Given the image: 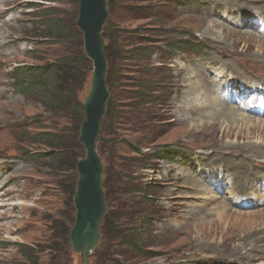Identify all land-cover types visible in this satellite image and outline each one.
I'll use <instances>...</instances> for the list:
<instances>
[{
	"label": "rangeland",
	"instance_id": "374dc122",
	"mask_svg": "<svg viewBox=\"0 0 264 264\" xmlns=\"http://www.w3.org/2000/svg\"><path fill=\"white\" fill-rule=\"evenodd\" d=\"M108 11L112 98L98 151L110 208L90 264H264V202H249L264 179V125L239 117L264 122L254 114L264 112V0H108ZM0 12V264H32L20 245L34 264H81L69 240L86 155L76 108L93 64L80 0H0ZM40 67L46 96L20 90ZM226 106L237 116L218 112ZM42 133L60 147L35 143ZM246 237L258 249L242 255Z\"/></svg>",
	"mask_w": 264,
	"mask_h": 264
},
{
	"label": "water",
	"instance_id": "95a60500",
	"mask_svg": "<svg viewBox=\"0 0 264 264\" xmlns=\"http://www.w3.org/2000/svg\"><path fill=\"white\" fill-rule=\"evenodd\" d=\"M108 19V0H80L77 26L83 34L85 54L93 64L79 137L86 155L77 164L75 221L69 235L72 250L80 256L81 264H90L89 259L100 243L101 225L107 214L102 186L104 165L98 152V140L110 99L106 43L102 36Z\"/></svg>",
	"mask_w": 264,
	"mask_h": 264
},
{
	"label": "trees",
	"instance_id": "16d2710c",
	"mask_svg": "<svg viewBox=\"0 0 264 264\" xmlns=\"http://www.w3.org/2000/svg\"><path fill=\"white\" fill-rule=\"evenodd\" d=\"M176 1L179 2L180 0H176ZM103 37H104V39H106L105 38L106 37L105 36V32L103 33ZM44 38H46V34H44ZM107 47L108 46L106 45L107 58H109V53L107 51ZM82 55H83L84 60H86V61L89 60L84 54H82ZM20 71L21 70L17 71L18 73L16 75L23 76L24 74L22 72H20ZM49 74H50V71H48L46 67H40V68L27 69V70H25V75L28 77V79L30 80V82H29V84L27 86H25V84H24V86L21 87L20 90H22L24 92L25 90H29L30 89L32 91L37 92V94H39L41 96H46V86L48 85L47 84L48 82H46V76H48ZM54 79H55V77H54ZM107 86H108V90H109L110 94H112L111 93V85H110V70H109L108 76H107ZM54 92L59 95L58 100H60V101L62 100L63 102L66 101L67 99L70 100L69 98L71 97V94H68L67 93L66 96H64L65 95V92H64V90L61 91V87H60V85L58 83L54 87ZM110 98H112V96H110ZM110 101H111V99L109 100V103H110ZM56 102H57V100H56ZM109 103L107 105L106 118L109 115V108H108ZM76 109L82 111V119L80 121L79 133H78V143L83 148V146L79 142L80 129H81L82 122L84 120V108H83V104L81 106L78 105V107ZM104 120H103V122H104ZM51 138H54V135H50L48 133H42V134H39L36 137V140H35L36 142L35 143L40 144V142H43L45 145H47L51 149L58 148V146H59L58 143H55V142L54 143H50L49 142V140ZM83 151H84V154H85L84 148H83ZM99 154L101 156V152H99ZM84 157H85V155H84ZM101 158H102V161H103V164H104V167H105V169H104V176H103V188H104V191H105V200H106V204H107V208H108L107 214L105 216V217H107L108 212H109V208H110L109 206L110 205H109L108 193L106 191V184H105V182H106V180H105L106 163H105V161H104V159H103L102 156H101ZM74 196H75V194H74ZM74 196H73V200H74ZM72 207H73V203H72ZM74 221H75V218H74ZM74 221H73V224H74ZM104 222H105V220H104ZM103 225H104V223H103ZM102 226H101V231H102ZM20 249H21L22 254L28 259L27 261H29L32 264H34L33 261H32V258L34 257L35 249L32 248V247H30V246H26V245H20ZM96 251H97V249L94 251V253L92 254L91 257H93L96 254Z\"/></svg>",
	"mask_w": 264,
	"mask_h": 264
},
{
	"label": "bare ground",
	"instance_id": "6f19581e",
	"mask_svg": "<svg viewBox=\"0 0 264 264\" xmlns=\"http://www.w3.org/2000/svg\"><path fill=\"white\" fill-rule=\"evenodd\" d=\"M1 13V12H0ZM3 16V13H1V17ZM256 20V19H255ZM244 22V21H243ZM251 21H246L245 22V27L246 26H248V28L249 27H251ZM252 25H254V24H252ZM250 38H252V37H250ZM220 77H221V75H220ZM246 90V89H245ZM245 90H243V91H245ZM214 93L216 94V92H217V90L216 89H214ZM251 90H250V88H248L247 89V92H250ZM214 95V94H213ZM214 97H216V98H218V100H222V98L223 97H218V96H216V95H214ZM228 101V100H227ZM206 109H210L211 111V117L212 116H214V117H216L217 116V111H216V109L214 108L215 107V100H213V99H211V100H206ZM227 108H220V109H218V112L220 113V114H227V115H229V117L228 118H232V117H236L237 116V110L235 109V108H233V109H229L228 107L229 106H226ZM232 108V107H231ZM239 110H241V111H246V112H248V114H251L250 113V110L247 108V107H244V106H239ZM234 110H236V111H234ZM255 114V116H258V117H260V118H264V112H261V113H254ZM253 115V114H252ZM240 117V119H241V123L243 124V125H245L244 127H246V128H252V126H254V127H258L259 125H264V122H261V123H258V122H256V121H254L251 117H248V116H244V115H240L239 116ZM103 121V120H102ZM218 124H220V121H215V122H213V124L212 125H210L211 126V128L212 129H216L217 128V126H218ZM252 125V126H251ZM205 129H207V128H205ZM228 184V183H227ZM253 184V183H252ZM263 184V185H262ZM257 186H258V190H257V194L256 195H253V193H251L250 195H249V198H250V200H249V202L252 204L251 206H254L255 204H258L259 203V200H261V202H264V179L262 180V182H260V181H258L257 182ZM219 187V186H218ZM231 187V186H230ZM231 189V188H230ZM219 190L220 191H223V190H225V186H221V187H219ZM218 197L216 196V194L214 193V191H211V193L209 194V197L207 198V200H216ZM239 199H241V198H239V196L237 195V193H235V192H231V191H229V193H228V198H227V202H229V203H232V204H236V203H238V201H239ZM247 200V199H246ZM224 206H226V204H224ZM226 208H227V206H226ZM227 210V209H226ZM224 213H226V212H224ZM260 215H264V213L263 214H260ZM260 215H258V217H260ZM249 218H250V216H249ZM253 218V217H252ZM102 226V225H101ZM255 235V234H254ZM264 235V234H263ZM263 235H256V236H252V238L254 239V242H256L259 238H261V237H263ZM249 237V236H248ZM248 237H246V238H244V241H243V243H241V245H242V249H240L239 248V252H240V254H242L243 255V252H245L246 254L247 253H250V252H252V251H255V250H257L258 248H256V247H253V245H251V248H248V246L246 245L245 247H244V245L246 244V243H248V245H250L251 244V242H253L252 241V238H248ZM233 238V237H232ZM231 238V239H232ZM238 246H240V244L238 245ZM252 255V254H251Z\"/></svg>",
	"mask_w": 264,
	"mask_h": 264
}]
</instances>
